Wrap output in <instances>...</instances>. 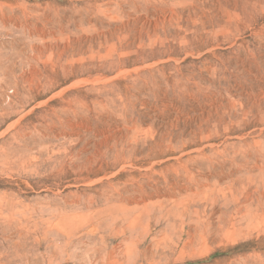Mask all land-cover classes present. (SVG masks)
Segmentation results:
<instances>
[{
    "label": "rangeland",
    "instance_id": "374dc122",
    "mask_svg": "<svg viewBox=\"0 0 264 264\" xmlns=\"http://www.w3.org/2000/svg\"><path fill=\"white\" fill-rule=\"evenodd\" d=\"M0 264H264V0H0Z\"/></svg>",
    "mask_w": 264,
    "mask_h": 264
},
{
    "label": "bare ground",
    "instance_id": "6f19581e",
    "mask_svg": "<svg viewBox=\"0 0 264 264\" xmlns=\"http://www.w3.org/2000/svg\"><path fill=\"white\" fill-rule=\"evenodd\" d=\"M249 155V154H248ZM226 197V196H225Z\"/></svg>",
    "mask_w": 264,
    "mask_h": 264
}]
</instances>
